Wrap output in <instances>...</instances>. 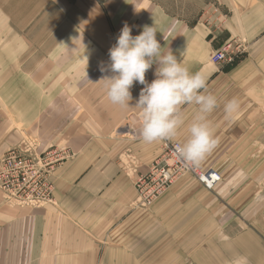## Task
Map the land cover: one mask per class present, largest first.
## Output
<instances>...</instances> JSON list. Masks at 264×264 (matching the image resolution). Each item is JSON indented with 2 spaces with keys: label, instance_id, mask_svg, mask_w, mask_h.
I'll list each match as a JSON object with an SVG mask.
<instances>
[{
  "label": "crops",
  "instance_id": "1",
  "mask_svg": "<svg viewBox=\"0 0 264 264\" xmlns=\"http://www.w3.org/2000/svg\"><path fill=\"white\" fill-rule=\"evenodd\" d=\"M1 13L0 118L6 123L0 126V154L17 147L20 134L31 135L47 122L69 90L96 87L95 62L110 56L96 38L79 32L52 41L47 34L23 36ZM155 13L137 23L134 37L155 26L162 54L171 51L191 73L205 75L204 94L218 100L207 119L219 144L199 167L217 171L222 182L209 192L186 175L141 204L130 165L150 166L160 156V141L118 136L116 126L139 117L134 107L145 85L134 83L130 107H121L107 98L109 82H98L108 124L94 127L95 115L88 112L79 120L89 122L86 131L74 125L52 129L70 147L52 177L54 203L14 209L0 192V264H233L241 256L248 264H264V193L256 188L264 161L255 157L263 151L257 138L264 137V0H215L214 9L192 24ZM230 43L240 51L236 62L213 64L211 55ZM157 67L146 72L148 84ZM233 98L240 108L229 118L224 105ZM59 113L57 122L63 121ZM182 113L185 124L174 140L181 144L198 106L185 105Z\"/></svg>",
  "mask_w": 264,
  "mask_h": 264
},
{
  "label": "rangeland",
  "instance_id": "2",
  "mask_svg": "<svg viewBox=\"0 0 264 264\" xmlns=\"http://www.w3.org/2000/svg\"><path fill=\"white\" fill-rule=\"evenodd\" d=\"M0 2L5 6L0 12L10 18L11 23L23 36L25 33L30 35L31 39H36L38 33L47 34L49 41H52L55 36L62 34L66 37L68 34L72 36L79 32L80 34H85L86 37L96 38L97 42L104 47L103 49L107 50L117 44L118 37L125 24L132 29L134 37L137 23L142 22V18L153 15V10L155 9L159 11V14L155 13V15L173 17L192 24L206 12L212 11L215 6V0H0ZM39 7H41V10H39ZM2 13L1 16H3ZM107 54H109V51ZM84 60L86 64L87 58ZM95 63L96 87L93 86V83L90 87L88 86L89 83H86L80 89L72 88L69 90V96L66 93L65 97L58 101L60 105L55 106L54 110L49 114L47 122L43 121L42 124H39L36 130H32L31 135L20 134L22 137L20 136L21 141L17 147L24 144L33 145L34 150L38 154L37 159L46 161V169L50 174L54 175L59 164L67 156V152L70 151L69 145L61 143L63 137L61 135L56 136V130L53 131L52 129H59L61 126L70 128L74 125L77 126V129L86 131L89 122L83 121L80 123L79 120L87 118L88 112L92 113V116L95 115L96 122L94 119L91 122L94 127H97L98 124L100 126L104 125V123L108 124V122H104V107L102 104L104 100V85L98 84V82L102 83L103 81L101 80L105 76L111 77L114 75L110 70L101 72V67L104 64L106 65L104 68L109 69L110 56L98 57ZM1 109L0 112H2ZM56 111L60 112L59 114L63 111V121H56ZM2 118L3 116H1L0 122H2ZM5 121L0 123L3 128L5 127ZM261 123L264 127V121ZM116 128V135L137 139L140 137L142 118L139 115L136 119L123 120L117 124ZM130 129H133V131ZM36 131L37 133L34 134ZM138 131L139 135H136ZM259 141L263 145L261 147L263 151L257 152L255 157L256 161L261 163L264 161V137L257 138V144H259ZM160 149V156L150 166L143 163L138 164L140 165L139 168L136 165H130L132 167L131 174L133 177L135 176V180L140 176H147L155 162L162 159L164 155L162 141H160ZM11 150L0 154V162ZM198 168L200 167L198 166ZM141 171L144 172L142 173ZM258 173L262 174L260 175L262 180L260 184L256 185V188H259L257 190L260 193H264L263 164L260 169H257V175ZM213 190L209 192H214ZM2 201L7 207L14 209H37L19 205L11 206L4 200L3 194Z\"/></svg>",
  "mask_w": 264,
  "mask_h": 264
},
{
  "label": "clouds",
  "instance_id": "3",
  "mask_svg": "<svg viewBox=\"0 0 264 264\" xmlns=\"http://www.w3.org/2000/svg\"><path fill=\"white\" fill-rule=\"evenodd\" d=\"M155 26H145L140 35L133 37L132 29L125 24L117 44L109 50V69L114 75L101 81L107 85V98L114 105L130 107L131 89L139 82L141 90L134 108L140 110L142 118L141 137L151 144L159 141H174L185 124L182 107L195 104L199 114L190 126V136L185 143L176 147V152L186 164L198 167L218 147L219 139L207 119L218 107V100L206 92L207 80L203 73H191L182 60L171 51L162 54ZM183 55V53L181 54ZM157 64L156 79L148 84L145 75ZM240 108L236 98L224 105L227 117L232 118ZM233 264H248L246 257H238Z\"/></svg>",
  "mask_w": 264,
  "mask_h": 264
},
{
  "label": "built area",
  "instance_id": "4",
  "mask_svg": "<svg viewBox=\"0 0 264 264\" xmlns=\"http://www.w3.org/2000/svg\"><path fill=\"white\" fill-rule=\"evenodd\" d=\"M238 54L239 48L230 43L214 52L210 60L215 65L232 64ZM179 145L182 144L176 141H162V159L155 162L147 176L135 180L136 190L143 199L141 204H150L186 175L192 176L208 191L222 182L217 171L189 166L179 158L176 152ZM37 156L33 145L24 144L9 151L1 160L0 191L9 205L43 208L54 203L53 174L47 171L46 161H39ZM68 156L69 152L62 162Z\"/></svg>",
  "mask_w": 264,
  "mask_h": 264
}]
</instances>
